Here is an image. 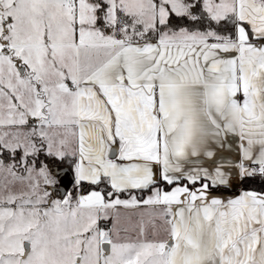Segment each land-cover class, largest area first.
I'll return each instance as SVG.
<instances>
[{"label":"snow or ice","instance_id":"1","mask_svg":"<svg viewBox=\"0 0 264 264\" xmlns=\"http://www.w3.org/2000/svg\"><path fill=\"white\" fill-rule=\"evenodd\" d=\"M0 264H264V0H0Z\"/></svg>","mask_w":264,"mask_h":264}]
</instances>
